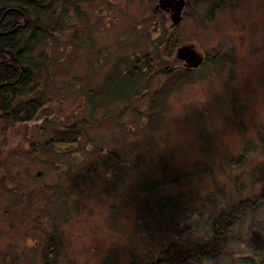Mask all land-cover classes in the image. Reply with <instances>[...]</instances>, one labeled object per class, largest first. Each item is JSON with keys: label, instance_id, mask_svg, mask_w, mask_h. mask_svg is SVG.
<instances>
[{"label": "rangeland", "instance_id": "374dc122", "mask_svg": "<svg viewBox=\"0 0 264 264\" xmlns=\"http://www.w3.org/2000/svg\"><path fill=\"white\" fill-rule=\"evenodd\" d=\"M214 3L191 0L171 27L158 0H0L26 8L31 25L16 36L27 76L13 102L48 114L0 127V208L8 225L13 200L23 230L57 227L58 264H147L164 241L203 237L217 208L247 199L260 208L241 222L264 224V6ZM183 44L204 54L197 69L178 63ZM127 69L135 88L118 74ZM101 89L133 98L96 102ZM27 232L7 231L0 248Z\"/></svg>", "mask_w": 264, "mask_h": 264}, {"label": "flooded vegetation", "instance_id": "af4514ba", "mask_svg": "<svg viewBox=\"0 0 264 264\" xmlns=\"http://www.w3.org/2000/svg\"><path fill=\"white\" fill-rule=\"evenodd\" d=\"M25 4H33L35 1L21 0ZM177 1L182 2L180 7V25L191 6V0H175L170 6L165 9H161L158 4L154 6V11L160 10L169 15L171 21V15L174 12V6ZM220 3L212 5L214 8H224L229 4L237 6L238 4H258L264 6V0H217ZM4 9V8H3ZM5 9H14L21 17L20 23H18L6 34H12L18 29L20 31L27 30L31 27L29 19L26 18V8L8 7ZM22 9L25 11L23 14ZM24 18L27 20L26 25L19 27L23 23ZM176 25V26H178ZM171 27L172 26L171 24ZM192 45L193 44H183ZM182 46V45H181ZM195 49V47H194ZM177 50V49H176ZM196 50V49H195ZM199 54L205 59L204 54ZM178 63L184 66V62L177 59ZM203 63V62H202ZM202 65V64H201ZM200 67V66H199ZM197 69V68H196ZM259 192L260 197L264 199V188L261 186ZM27 197V196H25ZM13 201V200H12ZM9 202L13 208V219L19 220L11 225L7 224L4 220L5 213L3 208H0V238L4 241L7 231H15L23 239L24 234L28 231V235L25 237L23 244L9 243L11 245H3L0 248V264H58L60 252L65 247V240L59 233L57 227H43L38 228V225H29L24 230L22 229L23 223V210L16 204L17 201ZM260 201H252L250 199L240 201L235 206L219 207L216 212L213 213L209 222V229L207 233H202L203 237L197 238V240H171L169 242L164 241L160 245L158 255L151 257L153 261L147 264H215V260L221 259L222 264H264V224L259 218L251 219V222H241L243 217L248 211L253 214L258 211ZM238 222L241 224H238ZM235 226H238L240 230H237ZM241 226V227H240ZM5 227V230L3 229ZM25 231V232H24ZM8 248L6 249V247ZM10 251V254L6 252ZM14 250V251H12Z\"/></svg>", "mask_w": 264, "mask_h": 264}, {"label": "trees", "instance_id": "16d2710c", "mask_svg": "<svg viewBox=\"0 0 264 264\" xmlns=\"http://www.w3.org/2000/svg\"><path fill=\"white\" fill-rule=\"evenodd\" d=\"M22 12L25 14L23 9ZM20 22L21 17L16 10L5 8L0 9V127L3 128L11 127L15 123L31 125V123H33L37 118L39 119L42 114H44L42 121H46L48 115L46 114V107L42 103L35 100H27V102H19V104H15L13 102L15 95L22 93V89L25 85V78L27 76L25 74L27 69L21 67L20 63L21 50H18V42L16 39L17 33L20 32V30L18 29L12 34H6V32L10 31ZM118 74L121 78L126 77L129 84L132 85V88H135L140 79V76L134 72V69L131 71L129 69L128 72L118 71ZM120 81L122 83L121 79ZM110 85L112 84L110 83ZM112 86L114 87V85ZM173 86L174 84H172V81L167 80L162 91H169L173 88ZM106 91L107 89L104 92L101 89V91H98L97 93L90 91L92 94L89 93V95L91 98H93V94L97 96L95 100L96 102L118 100V102L129 103L133 98L132 93L134 89L131 93H128L127 96L123 95L124 97L121 99H111L108 95L109 90L107 93ZM157 99L158 98L155 97L151 99V108L147 113V118L150 120V124H153L154 120L160 116L159 113L161 110H159V108L161 103ZM157 105L158 107L156 108ZM71 141L76 142L75 139H72ZM102 163L104 164V162ZM92 167H94L93 164ZM93 170H95V168ZM89 176L90 175H88V177ZM78 177L82 178L81 173L78 174Z\"/></svg>", "mask_w": 264, "mask_h": 264}, {"label": "water", "instance_id": "95a60500", "mask_svg": "<svg viewBox=\"0 0 264 264\" xmlns=\"http://www.w3.org/2000/svg\"><path fill=\"white\" fill-rule=\"evenodd\" d=\"M34 1V0H30ZM175 0H160L159 6L161 9H165L166 7L170 6L172 2ZM182 2L177 1L174 6V12L171 15V23L172 26H176L179 24L180 21V7ZM26 24V20L20 26L23 27ZM176 58L184 62V66L187 69H195L198 68L202 62L203 57L194 49L192 45H182L176 50L175 54Z\"/></svg>", "mask_w": 264, "mask_h": 264}]
</instances>
